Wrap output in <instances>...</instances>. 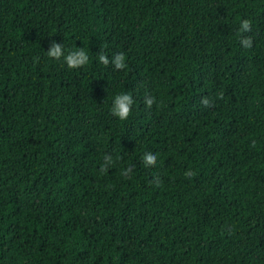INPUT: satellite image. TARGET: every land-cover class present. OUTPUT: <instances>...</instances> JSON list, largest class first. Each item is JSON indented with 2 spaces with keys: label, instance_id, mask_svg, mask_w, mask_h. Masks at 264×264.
Instances as JSON below:
<instances>
[{
  "label": "trees",
  "instance_id": "obj_1",
  "mask_svg": "<svg viewBox=\"0 0 264 264\" xmlns=\"http://www.w3.org/2000/svg\"><path fill=\"white\" fill-rule=\"evenodd\" d=\"M0 264H264V0H0Z\"/></svg>",
  "mask_w": 264,
  "mask_h": 264
},
{
  "label": "clouds",
  "instance_id": "obj_2",
  "mask_svg": "<svg viewBox=\"0 0 264 264\" xmlns=\"http://www.w3.org/2000/svg\"><path fill=\"white\" fill-rule=\"evenodd\" d=\"M248 21L243 20L241 22V29H247L248 28ZM243 43L245 46L249 43L247 40H244ZM48 55L51 57H61L62 55L64 56V60L68 64L69 67H74L77 65L84 64L88 61V54L86 51L82 49H74L71 52H68L66 55L63 53L62 50V45L55 44L53 43L52 47L48 50ZM99 60L108 63V59L105 55L101 54L99 55ZM112 62L115 64L117 68L122 67L124 64V56L123 54H116L113 57ZM149 102H151L149 100ZM133 103L132 97L127 94V93H122V94H117L114 98L112 107H111V112L119 117L121 120L127 118L129 111H130V106ZM143 159L145 160L146 163H154L156 159V154L151 152V151H146L144 153ZM186 175H190V173H185Z\"/></svg>",
  "mask_w": 264,
  "mask_h": 264
}]
</instances>
